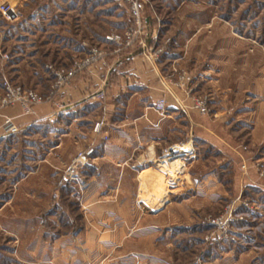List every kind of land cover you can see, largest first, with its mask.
Here are the masks:
<instances>
[{"label":"rangeland","instance_id":"1","mask_svg":"<svg viewBox=\"0 0 264 264\" xmlns=\"http://www.w3.org/2000/svg\"><path fill=\"white\" fill-rule=\"evenodd\" d=\"M14 1L16 20H0V92L8 82L46 97L55 72L92 47L115 52L106 36L131 20L125 0ZM149 1L142 16L154 24L145 21L141 37L160 48L157 62L172 72L165 77L185 71L196 80L208 115L230 117L236 146L255 153L247 167L264 177L256 158L264 154V0H184L175 9ZM62 89L41 104L57 106ZM84 107L0 135V264H264V188L245 184L239 155L193 141L198 161L183 176L190 160L175 150L187 147L162 143L149 163L163 174L156 191L139 193L129 176L119 191L94 189L88 164L100 139L87 132L99 133L89 120L99 110ZM89 146L94 152L75 166ZM203 174L204 183L194 180ZM228 210L229 221L216 224Z\"/></svg>","mask_w":264,"mask_h":264},{"label":"crops","instance_id":"2","mask_svg":"<svg viewBox=\"0 0 264 264\" xmlns=\"http://www.w3.org/2000/svg\"><path fill=\"white\" fill-rule=\"evenodd\" d=\"M157 1L163 7L175 9L184 0H171L169 4L163 0ZM142 51L143 47L136 45L120 52H109L104 60L76 77L58 93L57 106L38 105L32 119L20 116V108L17 106L4 108L0 113V135L3 134L1 123L5 114L14 117L17 125H28L32 121L52 117H57V122H60L63 115L84 106H89V113L99 110L98 113L96 111L91 114L89 119L92 126L96 122L100 123L99 133H94L92 128L87 132L95 140L100 139L96 144L93 162L88 164L94 174L90 185L94 189L106 187L108 192L125 187L127 176L132 179L131 183L139 193L156 191L162 185L163 174L150 167L149 163L157 160L160 149L158 145L162 143L170 145L182 142L179 147H187L186 150L184 147L175 150L190 160L189 165H186L187 173L183 176L193 175L194 170L190 167L198 161L192 146L193 138H199L237 157L235 150H240L236 146L240 142L230 131V117L227 114L214 109L211 115L208 112L201 114L194 109L184 111L167 94L165 110H155L154 103L164 95L160 77L172 72L170 68L164 70L158 62L153 64L148 61ZM199 88L196 85L194 91L200 92ZM71 133L69 130V134ZM220 141L229 150L222 147ZM263 142L264 139L260 141L261 145ZM239 153L246 160H252L255 156V153L241 150ZM256 158L262 160L264 165L263 153ZM248 169L247 176H242L247 179L245 184L263 190L264 177L259 178L251 165ZM209 172L215 174L212 170ZM204 176L203 174L201 178L194 180L204 183L207 175L203 178ZM238 176L236 174V179Z\"/></svg>","mask_w":264,"mask_h":264},{"label":"built area","instance_id":"3","mask_svg":"<svg viewBox=\"0 0 264 264\" xmlns=\"http://www.w3.org/2000/svg\"><path fill=\"white\" fill-rule=\"evenodd\" d=\"M129 4V8L133 14V23L125 29L122 34L115 33L107 35V40L115 43L118 47L114 50L120 52L123 49L132 48L137 43L143 47V54L145 58L153 64L157 63L159 49L149 48L141 37L144 26L146 25V19L143 18L142 13L144 11V4L150 2L149 0H125ZM155 14V11H153ZM18 17L17 3L14 0H0V20L13 21ZM157 20L159 18L157 17ZM146 27V26H145ZM107 55L99 47H92L86 56L80 60L74 61L73 65L68 70H57L55 72V81L52 90L46 97H42L34 90L25 89L18 85H10L8 82H4L0 92V112L5 107H12L18 105L23 115L33 114L35 106L51 100L52 96L69 83L72 77L81 71L91 69L95 64L99 63ZM160 81L163 85L164 95L160 97L155 103L154 108L158 112H163L167 105L166 94L172 97L179 108L182 110L194 109L201 114L208 112V98L206 95L194 94V88L196 80L183 71L178 73L174 78L165 76L160 77ZM100 123L97 122L94 126V130H98ZM1 130L3 134H14L18 132V126L14 121V117L7 114L2 116ZM172 149L169 153H174ZM94 152L93 146L79 151L74 159V165H81L85 160ZM239 155L240 169L242 176H247L248 167L247 160L244 155L235 150ZM260 176H263L262 171L259 172ZM227 212V209L225 210ZM226 216H220L216 219L215 223L228 222L231 218V211L228 210Z\"/></svg>","mask_w":264,"mask_h":264},{"label":"trees","instance_id":"4","mask_svg":"<svg viewBox=\"0 0 264 264\" xmlns=\"http://www.w3.org/2000/svg\"><path fill=\"white\" fill-rule=\"evenodd\" d=\"M128 4V3H127ZM154 5H158V6H160V4L158 3V2H154L153 3ZM128 6H129V4H128ZM146 19V21H147V23H148V25H152V24H154V22H153V20H151V19H149V18H145ZM133 23V14H132V12H131V20H130V22H129V25H131ZM193 141H194V143H202V144H207L205 141H203V140H201V139H199V138H193ZM250 187V186H249ZM250 189H252V190H256V189H258L257 187H250Z\"/></svg>","mask_w":264,"mask_h":264}]
</instances>
